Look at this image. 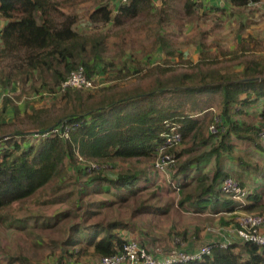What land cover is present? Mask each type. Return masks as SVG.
Returning <instances> with one entry per match:
<instances>
[{
	"label": "trees",
	"instance_id": "16d2710c",
	"mask_svg": "<svg viewBox=\"0 0 264 264\" xmlns=\"http://www.w3.org/2000/svg\"><path fill=\"white\" fill-rule=\"evenodd\" d=\"M91 1L94 2V9L89 15L91 22L111 23L112 16L117 12L115 24L118 26L125 20L150 16L145 23L151 27L159 25L181 30L187 27L186 20L203 15L207 10L206 4L200 0ZM226 1L232 7L248 9L252 3L261 0ZM180 5L183 13L178 10ZM58 6L56 0H0V16L6 20L0 28V56L10 60L0 69V87L10 91L19 87L17 97L6 95L0 104L3 111L11 107L13 112L11 121L0 118V219L10 218L12 213L7 211L12 210L16 203L25 204L51 188L55 190L52 182L62 181L64 173L70 172V168L87 177L84 185L107 182L115 191L138 195L142 189L134 187L144 173L140 174L134 168L133 172L120 171L111 178L102 168L111 162L153 161L159 145L164 141V134L174 125H178L182 132V144L191 146L187 149L179 146L173 151L177 158L190 154L194 151V141L200 140V144L206 145L216 137L206 133L211 119L205 114L206 110L215 106L220 107L225 124H228L227 129L216 138L218 145L209 152V155L217 154L215 174L210 181L207 177L194 192H190L187 191L192 186L189 177L196 160L189 157L178 166L172 164L177 187L184 191L180 205L185 208L187 206L184 205H188L198 213H204L211 207L216 214H235L241 208L249 213L264 215V188L249 189L245 202L230 198L221 188L222 180L229 175L246 187L238 174L228 171L226 162L221 159V151L233 154L236 148L234 136L259 143V131L264 126V78L244 82L236 80L264 77L261 57L248 54L243 62L244 68L237 70L240 62L235 51L202 41L201 59L194 63L183 57L178 41L167 32L159 31L155 33L151 46H141L140 49L149 54L163 51L167 57L163 63L138 67L136 71L126 63L114 67L115 64L106 61L102 54L107 46V34L89 32L84 26L78 28L81 25L78 24V13L70 14L57 23L54 12L59 9ZM251 38L249 36L248 41L239 39L237 48L246 50ZM120 52L122 55L126 53L124 50ZM176 57L178 62H174ZM81 64L89 67L87 74L94 83L97 74L111 67L118 74L112 80L115 83L100 88H68L62 91L60 83ZM132 73H135L136 81L133 85L118 83L117 78ZM44 91L64 94L63 108L56 111L34 107L30 114L17 103L22 97L41 95ZM261 102L263 107L259 115L248 123L239 120L244 116L245 106ZM19 118H26L28 122L16 123ZM36 131L48 134L37 136ZM92 164H98L99 168L92 169ZM166 207L144 208L163 213L168 210ZM35 217L39 219L40 216ZM128 224L121 219L105 226L98 224L101 228H93L85 242L82 237L73 244L69 239L63 241L57 264H78L80 252L86 251L87 246L94 247L93 259L114 254L131 240L138 241L157 255L146 237L134 238L122 234V230H133ZM18 226L26 228L25 224ZM102 232L105 234L101 236ZM182 234L187 237V231ZM74 236L80 235L76 233ZM74 245L80 246L74 250L71 248ZM212 246L211 254L176 264H264L263 245L239 240L227 248L216 243ZM26 261L22 259L20 264Z\"/></svg>",
	"mask_w": 264,
	"mask_h": 264
},
{
	"label": "rangeland",
	"instance_id": "374dc122",
	"mask_svg": "<svg viewBox=\"0 0 264 264\" xmlns=\"http://www.w3.org/2000/svg\"><path fill=\"white\" fill-rule=\"evenodd\" d=\"M56 1L59 2V9L54 12V19L57 23L65 20L70 14L78 13L80 16L78 24H81L78 28L84 26L89 32H104L107 34V46H105V51L102 54L106 61L115 64L114 67L126 63L132 69L135 68L134 71H136L138 67L164 62L154 54L148 58V61H139L136 57L144 53L140 49L141 46H151L155 33L163 32V27L157 28V25L151 27L145 23L150 19V16H139L133 20H125L119 26L113 23H95L91 22L89 18L90 12L94 9V2L91 0ZM250 6L249 10L244 11L250 14L255 22H250L246 16L242 18L240 14L238 15L239 9L242 10L240 12H243L242 7L239 9L231 8L232 6L228 3L215 9H207L206 13L204 12L205 14L186 20L187 27L181 30L175 29L178 33L179 48L183 57L197 61L201 41L229 49L235 46L237 36L240 33L247 34L246 29L253 27V23L263 26L264 0L252 3ZM178 10L183 13L181 5ZM243 19L246 22V29ZM5 21L0 16V28L5 24ZM160 28L162 29L160 30ZM259 30V35H263L264 28ZM258 40H260V44L264 43V37ZM122 50L129 54L126 60L122 59L126 54L122 55L120 52ZM9 62L10 60L8 61V59H3L0 56V69ZM174 62H178V59H174ZM134 74H126L122 78H117L119 79L118 83L125 82L128 85H133V82H136ZM117 76V72L112 71L109 67L106 72L95 76L96 87L100 88L111 82L112 84L115 83L112 80ZM18 93L19 87L11 91L0 87V104L3 97H7L6 95H12L14 98L17 97ZM63 95L44 91L41 95L22 97L21 100H17V103L30 114L33 113L34 107L59 111L64 106ZM0 118L4 121H11L13 118L11 107L3 111V106L0 105ZM23 122L28 121L26 118L16 120V123L19 124ZM234 138L238 140L235 142L239 146L235 152L236 155L241 154L242 160L251 165L254 164V160L258 161L259 165H257L256 170L262 166L264 172V151L262 153L257 150L253 144L248 143V140ZM259 141L264 144L261 138ZM181 159L177 158L175 162L169 165L170 173L165 176V179L156 180L150 174L152 181L150 180L151 183L148 188L138 195L124 200L116 198L109 191H97L99 184L98 188L96 187V190L94 189L91 192L92 189L90 190L88 185H83L87 183V177L84 174L80 176L79 172H74L75 168H70V172L66 171L67 173H64L66 175L63 176L62 181L58 179L52 182V185L56 186L55 190L51 188L47 193L35 196L25 204L16 203L12 210L7 211V213L11 212L12 216L0 219V264H20L22 259L27 260L25 264H55V261L61 255L63 241L69 239L73 244L81 237L83 240L87 239L93 228H101L95 223L98 220H103V223L108 224L121 219L129 223L128 227L133 230H130L129 233L122 232V234L130 237H146L152 250L158 254L168 253L180 248L198 247L206 242L203 239L204 236L210 237L212 242L222 240H224L222 242H237L238 238L233 233L235 218L233 219L234 222L231 223L232 217H236V214L226 212L220 214L196 213L188 205H184L187 206L186 208L180 205L182 198L184 199V191L178 189L176 181L173 179L174 169L171 168V165L177 164L178 166L183 162H181ZM153 162L154 160L151 162H139L137 160L111 162L105 165L102 171L104 170L106 175L114 176L116 170L120 172L123 169L126 170L125 168L128 166L133 168L137 166L144 168L146 174H148ZM244 189L249 190L251 187L246 183ZM187 191L194 192V184ZM230 198L238 200L233 196H230ZM106 199L116 200V203L107 205L105 203ZM78 200H80V203ZM165 205L168 210L163 213L159 210L144 208L147 206L158 208ZM142 206L143 208H141ZM208 209L211 210L210 207ZM35 216L40 217L37 219ZM225 219L230 223L227 221L225 223ZM18 224H25L26 228L20 227ZM75 226H77L76 229ZM183 231H187V237L183 236ZM76 233L80 236H74ZM210 241L207 242L212 243ZM71 244L69 243V245ZM71 248L77 250L76 245L71 246ZM87 252L88 249L84 251L83 257L86 256ZM90 255L91 253L88 256L91 257ZM100 258L99 260H101Z\"/></svg>",
	"mask_w": 264,
	"mask_h": 264
},
{
	"label": "crops",
	"instance_id": "0c3cea01",
	"mask_svg": "<svg viewBox=\"0 0 264 264\" xmlns=\"http://www.w3.org/2000/svg\"><path fill=\"white\" fill-rule=\"evenodd\" d=\"M200 1H203L206 4V9H215L216 6L219 7V5H225V4H227V1L226 0H225V2H219V1L217 2L216 0H200ZM214 3H216V4H214ZM159 5H161V2L159 3ZM231 8H238L239 9L240 7H231ZM242 9H243V12H240V11H242L240 9L238 10V12H239L238 15L240 14V17H242V18H243V16H246L247 19L250 22H255L254 18H252V16L250 14H248V13H246L244 11V10H249V9H247V8H242ZM116 14H117V12L114 15L116 16ZM243 21H244L245 29H246L245 19H243ZM113 24H115V22H113ZM253 24H254V25H252L253 27H250L251 29L250 28L249 29H246V33L247 34H244V33L241 34L240 33L237 36V39H236L237 42L235 43V46H232L229 49L222 48L220 46L224 50L235 51L234 54L236 56H239V62H240V64L236 66V69L237 70H241V69L244 68V63L243 62H245L247 60V55L250 54V53L256 54L257 56L261 57V59L264 61V43L260 44L261 42H260V40H258L259 38H263L264 37V34L263 35H259V33H260V30L259 29L260 28H264V25L263 26H258L255 23H253ZM158 27H162V26H157V28ZM166 28H169V27L163 26V31H165V32H167L169 34L170 32H168L166 30ZM160 29H162V28H160ZM169 29H171L172 31L176 32V30H175L176 28L175 29L174 28H169ZM155 30H156V28H155ZM249 36H251L252 38L250 39L249 44H247L246 50H242L241 47L237 48L238 41H240L243 38L247 39V41H248ZM174 40H176V39H174ZM177 41H179V40H177ZM201 43H202V41L199 44V57H198L197 61L192 60V61H194V63H197L201 59V52H202ZM140 45H138L137 47H139ZM212 51H214L213 48H212ZM153 54L154 55H157L158 58L161 59V60H166V58H167L165 56V54L163 53V51H161V50H157ZM153 54H149L147 52H144L140 56H136V57H137V59L139 61H148V58L150 56H152ZM128 56H129V54L126 53L125 56L122 59L123 60H126V58ZM220 58L223 59L224 57L223 56H220ZM172 59H174V58H172ZM175 59H178L179 60L178 57H176ZM153 64H155V63H153ZM255 77H258L259 78L257 80H262L264 78L262 76H255ZM255 77H250V78H255ZM249 81H251V80H249ZM215 107H211V108H209L208 110L205 111L206 112L205 114H208V118L211 119L210 124L213 122V120H214V118H215L216 115H221V109H220V107H216V108ZM262 107H263V102H261L259 104L253 103V104H250L248 107L245 106L244 116H242L241 118H239V120L240 121L246 120V122L248 123L252 118H255L257 115H259L261 113ZM247 114L251 115V117H248ZM200 116H202V115H200ZM210 124H209V126H210ZM209 126L207 127L206 133H207L208 136H213L210 133V131H209ZM224 127H225V129L222 132H224L227 129V127H228V124H225V121H224ZM216 138H217V136L215 138H212L210 140V143H208L206 145L200 144L199 143L200 140H197V142L194 141V151L191 152L190 154H184V155L181 156V158H182L181 159V162L184 161V160H186L189 157H194V160H196L194 162V171H192V173H191V175L189 177V179H190L189 181L191 182V184L192 185L194 184V191L202 184L203 181H205V179L207 177L209 178V181H210L213 178V175L215 174V171H216V163H217V157H216L217 154L215 153V154L209 155V152L212 150V148L214 146H217L218 145L219 140L216 139ZM234 141H238V140H235V138H234ZM248 143H250V145L253 144L256 147L257 150H259L260 152L263 153V151H264V144H262L260 141H259L258 144L255 143V142H252V141H249ZM250 145H249V147H250ZM190 146H191V144L190 145L187 144L185 146H184V144L181 145V147H183L184 149H187ZM238 148H239V146L236 143V148L234 149L233 154H229V153H226V152L221 151L222 152L221 159L223 160V162H226V167L228 168V171L229 172H232V173H235L236 175L238 174L239 177L241 178V180L244 181L245 184L247 183L249 185V187H251L252 190H254V189L255 190H262L264 188V172L262 171V166H261L260 169L257 168V170H256V167H258L257 165H259L258 161H255L254 160V162H253L254 164L251 165L248 162L242 160V157L240 156L241 154L236 155V153H235ZM132 168L133 167L128 166L125 169L126 170H131V172H133V169L134 168L133 169ZM135 169L140 174L144 173L143 176L141 177V180H139V182H137V184L134 187V188H141L142 189L141 192H143L146 188H148V185L151 183L150 180L152 179L151 178L152 176L156 180H159V179L160 180H163V179H165V175L162 174V173H160V172H157V170L154 168V166H152V168H151V170H150V172L148 174H146L144 168H141V167L139 168V167L135 166ZM123 171H124V169H123ZM117 173L119 174V172H117V170H116V174L115 175H118ZM150 174H151V177H150ZM107 176L108 177H111V178L114 177V176H109V174ZM173 179H174V177H173ZM174 180L176 181V179H174ZM88 186H89L90 190L92 189L91 190V192H92L98 185H93L92 183H89ZM98 187H97L98 188L97 191L98 190H100L102 192L109 191L110 194L112 193L114 196H116V198H119V199L124 198V197H126L124 199H129L130 197H133V194L132 193H129L128 191H115L114 188L112 186H110L109 183H107V182L100 183ZM80 200H78L79 203H80ZM115 201L116 200L106 199V202L105 203L107 205L108 204L112 205ZM103 208L105 209V207H103ZM196 213H198V212H196ZM204 213H213V211L207 209L206 211H204ZM83 221H84V219H83ZM225 221H227V220H225ZM103 222H104L103 220H98L95 223L96 224H102L103 226L107 225L106 222L105 223H103ZM73 224H75V223H73ZM122 232L128 233L129 231L128 230H122ZM104 234L105 233L102 232L100 235L102 236ZM203 239L206 240V242L208 240L210 241V237H205L204 236ZM222 241H224V240H222ZM222 241H219V242H222ZM206 242L202 243L198 247L189 248V249H184V248H180V249H183V250H186V251L198 250L199 248H201V246H203L205 244H210L209 242H207V243ZM210 242H212V241H210ZM219 242H212V243H219ZM237 242H239V240H237ZM196 245H198V244H196ZM87 247H88L87 248L88 249V252L86 253V256L85 257H87L89 255V253H91V255H90L91 257H89V256L87 258L83 257L84 256V252H82L81 253V258L79 260L80 262L78 264H97L100 260H99V257L96 258V259H93V257H94L93 256V254H94V247H90V246H87ZM59 261H60V259L57 258V261H55V264H57V262H59Z\"/></svg>",
	"mask_w": 264,
	"mask_h": 264
},
{
	"label": "built area",
	"instance_id": "2783aa9c",
	"mask_svg": "<svg viewBox=\"0 0 264 264\" xmlns=\"http://www.w3.org/2000/svg\"><path fill=\"white\" fill-rule=\"evenodd\" d=\"M126 0H122V2ZM219 2H225V0H217ZM260 2V1H259ZM116 16H112L111 23L115 22ZM171 36L179 40L178 33L166 28ZM180 41V40H179ZM138 46V45H136ZM105 51V48L102 52ZM89 69L86 65H79L77 69L71 72V74L60 83V89L62 91L68 88L74 89H91L96 85L88 74ZM224 127V119L221 115H216L213 122L209 126V131L213 136H219ZM47 132L38 131L35 135H47ZM259 137L264 141V126L259 131ZM183 141L182 132L178 125H174L168 132L164 134V141L159 145L156 157L153 162L154 168L157 172L168 176L169 165L177 160V155L173 151ZM92 169H98V164H92ZM221 188L225 194L233 196L238 199L239 202H245L247 199L248 190H245L241 182L234 176H226L221 182ZM235 225L233 233L238 240L243 242H253L258 245L264 246V215L259 213H249L241 208L236 210ZM232 242H219L216 243L222 248H227ZM212 244H205L198 250L186 251L183 249H177L168 253H159L154 255L149 252L145 247L141 246L136 240L126 241L122 249L114 254L103 255L100 260V264H176L180 262H189L191 260H198L209 255L213 251ZM29 264V263H28Z\"/></svg>",
	"mask_w": 264,
	"mask_h": 264
},
{
	"label": "water",
	"instance_id": "95a60500",
	"mask_svg": "<svg viewBox=\"0 0 264 264\" xmlns=\"http://www.w3.org/2000/svg\"><path fill=\"white\" fill-rule=\"evenodd\" d=\"M257 80L259 79L258 77H255V78H242V79H238L236 80L237 82H244V81H249V80Z\"/></svg>",
	"mask_w": 264,
	"mask_h": 264
}]
</instances>
